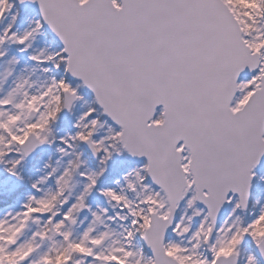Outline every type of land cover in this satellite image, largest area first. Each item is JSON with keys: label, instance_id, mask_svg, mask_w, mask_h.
<instances>
[{"label": "snow or ice", "instance_id": "obj_1", "mask_svg": "<svg viewBox=\"0 0 264 264\" xmlns=\"http://www.w3.org/2000/svg\"><path fill=\"white\" fill-rule=\"evenodd\" d=\"M0 264H264V0H0Z\"/></svg>", "mask_w": 264, "mask_h": 264}]
</instances>
